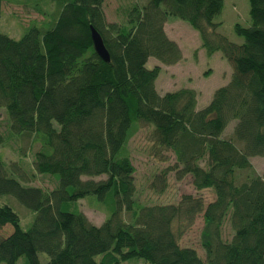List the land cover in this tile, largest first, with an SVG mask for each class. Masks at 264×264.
<instances>
[{"label": "trees", "instance_id": "trees-1", "mask_svg": "<svg viewBox=\"0 0 264 264\" xmlns=\"http://www.w3.org/2000/svg\"><path fill=\"white\" fill-rule=\"evenodd\" d=\"M6 1L34 8L43 19L13 37L1 30ZM249 1L251 24L236 23L243 37L238 42L218 30L224 0H133L118 20L107 17L106 0H0V108L6 107L12 134L39 143L35 170L58 176L50 189L24 184L0 155V199L14 195L35 212L25 228L14 207L0 200V264L22 257L24 264H43L40 251L49 255L47 264L133 258L264 264V173L251 158L264 155V0ZM170 14L198 30L208 53L220 50L233 65L229 82L203 107L192 86L161 93L156 79L162 67L147 65L150 56L169 64L183 56L165 29ZM92 26L109 61L94 46ZM141 126L149 154L169 162L153 186L162 190L170 171L178 178L190 174L196 190L212 191L210 200L193 192L169 202L135 198L136 166L127 145ZM5 140L0 126V143ZM88 194L109 207L99 224L77 204ZM198 215L203 255L182 242ZM7 223L14 229L3 235Z\"/></svg>", "mask_w": 264, "mask_h": 264}, {"label": "rangeland", "instance_id": "rangeland-1", "mask_svg": "<svg viewBox=\"0 0 264 264\" xmlns=\"http://www.w3.org/2000/svg\"><path fill=\"white\" fill-rule=\"evenodd\" d=\"M133 0H106V13L110 20L122 19L126 7ZM169 20L177 19L172 22L168 29V35L179 43L182 48L183 56L179 63H164L155 56H150L147 65L153 67L160 64L162 69L158 75V89H176L181 86H192L198 90V107L205 106L213 97L215 89L229 82L233 65L223 55L220 50L214 53H208L201 46V37L198 32L188 21L169 15ZM43 19V15L34 8H29L22 3H13L6 1L3 6L1 17V30L13 37L19 38L25 32L26 28L35 20ZM216 20H222V24L218 30L225 33L230 39L241 42L243 37L236 32L235 25L241 22L244 25L251 24L250 17V1L249 0H224L222 11L216 16ZM179 61V60H178ZM160 83V87H159ZM157 84V80H156ZM162 88V89H161ZM4 107V106H1ZM6 108V107H4ZM4 108H0V126L6 135V140L0 143V155L4 158L7 165L8 173L19 178L24 184H36L45 188H52L58 182L57 174L39 173L33 166L35 151L39 143L32 146L27 144V139L21 135L12 134L9 127V118ZM235 120H232L225 130V135H229L233 130ZM147 128L141 126L134 128L132 136L129 139L128 151L132 156L136 166V193L135 198L142 203L152 202H169L176 201L184 192L202 193L210 200L213 193L209 189L196 190L191 182V175H185L178 178L174 171H170L167 175V183L161 190L153 186V178L159 173L168 161H161L153 157L148 152L150 145L146 138ZM28 148L26 154L20 152V149ZM252 162L258 172L264 173V155H253ZM173 161V158L170 160ZM104 176V175H101ZM101 176H96L97 178ZM160 187V186H159ZM1 201L8 202L14 207L21 217L23 227L27 228L35 212L27 208L17 197L11 194H5L1 197ZM77 204L84 210L89 218L95 223H101L109 212V207L100 205L95 194H88L78 200ZM203 219L198 215L195 222L190 225L182 237L183 244H190L198 248L203 255V247L200 242L201 227ZM14 225L12 223L5 224L1 233L7 235L12 232ZM225 236H231V227L229 223L225 226ZM40 260L43 264L49 261V255L39 252ZM98 258L100 255L97 256ZM130 259L125 264H154L144 259L135 261ZM1 264H6L2 262ZM18 264L23 263V257L20 258Z\"/></svg>", "mask_w": 264, "mask_h": 264}, {"label": "water", "instance_id": "water-1", "mask_svg": "<svg viewBox=\"0 0 264 264\" xmlns=\"http://www.w3.org/2000/svg\"><path fill=\"white\" fill-rule=\"evenodd\" d=\"M91 35L94 42V46L98 53L107 61L110 60V53L105 45L104 39L101 33L94 27H91Z\"/></svg>", "mask_w": 264, "mask_h": 264}, {"label": "crops", "instance_id": "crops-1", "mask_svg": "<svg viewBox=\"0 0 264 264\" xmlns=\"http://www.w3.org/2000/svg\"><path fill=\"white\" fill-rule=\"evenodd\" d=\"M177 19H172V20H169V18L166 20V22H165V29H166V31L168 32V29L167 28H169V26L171 25V23L172 22H174V21H176ZM178 40V39H177ZM201 45V44H200ZM202 46V45H201ZM181 60V59H180ZM180 60L179 61H177V62H175V63H172V64H176V63H179L180 62ZM158 78V77H157ZM157 80V84H156V86L158 85V79H156ZM159 87H160V83H159ZM158 88V87H157ZM162 89V88H161ZM159 90V89H158ZM163 90V92H165V91H167L168 89H162ZM161 93H163L162 91H160Z\"/></svg>", "mask_w": 264, "mask_h": 264}]
</instances>
